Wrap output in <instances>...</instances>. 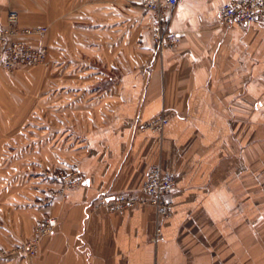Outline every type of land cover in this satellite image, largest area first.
<instances>
[{
  "label": "crops",
  "instance_id": "1",
  "mask_svg": "<svg viewBox=\"0 0 264 264\" xmlns=\"http://www.w3.org/2000/svg\"><path fill=\"white\" fill-rule=\"evenodd\" d=\"M232 1L178 0L160 55L140 0H0V26L48 27L29 41L50 51L42 73L0 65V264H264V22L223 25ZM60 161L85 184L46 204ZM155 166L177 178L157 242L152 207H96ZM45 217L38 254L14 253Z\"/></svg>",
  "mask_w": 264,
  "mask_h": 264
},
{
  "label": "built area",
  "instance_id": "2",
  "mask_svg": "<svg viewBox=\"0 0 264 264\" xmlns=\"http://www.w3.org/2000/svg\"><path fill=\"white\" fill-rule=\"evenodd\" d=\"M178 0H140L139 6L152 17L151 38L157 54L162 55L166 50L177 49L181 43L180 36L168 29L171 15L176 8ZM220 22L223 25L246 26L253 23L264 22V0L232 1L220 11ZM48 27H23L20 25L19 14L10 11L7 15L6 25L0 26V65L6 72L12 73L18 69H30L47 65L49 49L28 42L32 39H41L48 33ZM163 113L149 128L162 132L169 120ZM55 179L60 188L51 192L45 203L56 199H67L69 194L83 187L85 177L79 169L69 172L48 174ZM177 178L161 166L153 167L147 174L146 180L139 192H122L114 195H99L97 208L106 209L113 214H123L137 207H152L156 213L155 241L161 234V224L172 217V202L169 197L176 191ZM58 220L53 217L43 218L36 226L33 237L21 242L14 249V253L24 258L35 257L42 240L53 234L58 228ZM8 255L6 250L0 249V259Z\"/></svg>",
  "mask_w": 264,
  "mask_h": 264
},
{
  "label": "trees",
  "instance_id": "3",
  "mask_svg": "<svg viewBox=\"0 0 264 264\" xmlns=\"http://www.w3.org/2000/svg\"><path fill=\"white\" fill-rule=\"evenodd\" d=\"M21 25V24H20ZM36 39H32L31 41H35ZM30 42V41H29ZM33 44V42H30ZM19 70H25V69H18L17 71ZM74 169H78V166L76 165V163L74 162H67V161H60L57 163V165L55 164L54 166H52V168L49 170V172H51L52 174H57L59 172H69L71 170H74ZM47 180H49V182L52 184V185H55L54 188H51V189H48L44 192V196L40 199V201H44L45 202V199L47 198V196L53 192V191H56L60 188V184L53 178H47ZM53 202V201H52Z\"/></svg>",
  "mask_w": 264,
  "mask_h": 264
},
{
  "label": "rangeland",
  "instance_id": "4",
  "mask_svg": "<svg viewBox=\"0 0 264 264\" xmlns=\"http://www.w3.org/2000/svg\"><path fill=\"white\" fill-rule=\"evenodd\" d=\"M22 26V25H21ZM49 32V31H48ZM48 34V33H47ZM44 66H40V67H35V69L34 68H30V69H25V70H19V71H15V72H12V73H9V72H6V71H4L5 73H8V74H14V73H25V71H29V70H31L32 69V71L33 70H37L36 71V73H42V71H41V68H43ZM100 67H102V66H100ZM22 85H25V83H21V86ZM22 90H24V89H26L25 87H20ZM29 89L30 90H33L34 89V86L32 85V86H30L29 87ZM25 96V95H24ZM26 99V98H25ZM41 100L40 99H38L37 101H36V104H35V112H40V113H42V105H41ZM50 174H52L51 172H49Z\"/></svg>",
  "mask_w": 264,
  "mask_h": 264
}]
</instances>
